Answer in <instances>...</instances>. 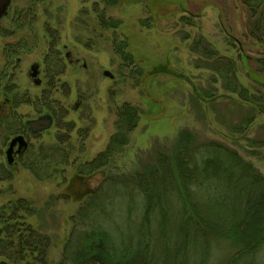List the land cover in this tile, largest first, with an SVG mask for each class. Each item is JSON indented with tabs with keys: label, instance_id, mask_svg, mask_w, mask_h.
Instances as JSON below:
<instances>
[{
	"label": "rangeland",
	"instance_id": "rangeland-1",
	"mask_svg": "<svg viewBox=\"0 0 264 264\" xmlns=\"http://www.w3.org/2000/svg\"><path fill=\"white\" fill-rule=\"evenodd\" d=\"M255 19L243 0H13L0 19V104L11 115L0 122V228L9 221L10 206L28 199L33 211L19 208V219L47 237V264H60L91 189L172 155L185 128L201 141L237 149L264 175V40L250 35ZM200 39L216 53L196 51ZM226 59L233 64L231 79L254 103L227 90L221 73ZM123 103L141 110L130 143L100 170L78 175L109 144ZM252 106L256 117L237 134L233 128ZM45 113L54 125L41 134L27 132L25 156L9 166L6 150L14 132ZM113 197L111 211L119 216L123 199ZM0 254V260L27 264Z\"/></svg>",
	"mask_w": 264,
	"mask_h": 264
},
{
	"label": "trees",
	"instance_id": "trees-1",
	"mask_svg": "<svg viewBox=\"0 0 264 264\" xmlns=\"http://www.w3.org/2000/svg\"><path fill=\"white\" fill-rule=\"evenodd\" d=\"M243 4L253 19L258 14V19L250 23V35L263 41L264 0H243ZM202 44L200 39L194 49L207 56L216 53ZM118 48L123 55L131 56L125 53L126 46L119 44ZM223 64L221 73L229 83L227 90L238 93L242 101L254 103L249 91L231 79V61L226 59ZM261 66L264 69V59ZM255 109L252 106L233 128L237 134L247 131L256 117ZM140 115L139 107L123 103L109 144L97 157L81 165L77 174L90 176L111 163L119 149L130 143ZM178 137L172 155L159 156L143 172L112 177L103 181L99 189H91L76 216L60 264H262L264 175L237 149L221 141H201L188 128ZM61 157L67 160L65 153ZM113 196L123 199L124 209L119 216L113 214ZM137 197L142 199L139 211L135 208ZM19 208L30 214L33 211L28 199L10 206L9 221L0 228L5 233L0 235V252L8 259H21L27 264H47L48 239L34 228L28 230L30 224L23 227L26 224L19 219ZM15 219L17 223H10ZM18 228L22 232L17 237ZM222 247L225 249L218 255Z\"/></svg>",
	"mask_w": 264,
	"mask_h": 264
},
{
	"label": "water",
	"instance_id": "water-1",
	"mask_svg": "<svg viewBox=\"0 0 264 264\" xmlns=\"http://www.w3.org/2000/svg\"><path fill=\"white\" fill-rule=\"evenodd\" d=\"M13 0H0V19L3 18L8 14V10L10 8V5ZM38 74V65H33L32 66V75L35 76ZM105 75H110L113 77V75L110 73L109 70L105 71ZM40 83V81H37ZM53 116L50 113H45L44 115H41L37 118L34 119H28L26 121L28 125V129L32 132H45L46 130L50 129L54 125L53 121ZM19 143L20 148L22 149L23 147L27 146L28 144L26 143V140L24 139L23 136H17L15 137L12 142L10 143V147L7 151V156H9V162L11 163L13 161L12 158V152L14 150V146ZM0 264H11L7 263L4 260H0Z\"/></svg>",
	"mask_w": 264,
	"mask_h": 264
},
{
	"label": "flooded vegetation",
	"instance_id": "flooded-vegetation-1",
	"mask_svg": "<svg viewBox=\"0 0 264 264\" xmlns=\"http://www.w3.org/2000/svg\"><path fill=\"white\" fill-rule=\"evenodd\" d=\"M38 74H39V72H38ZM38 74H37V75H38ZM31 75H32V72H31ZM35 76H36V75H35ZM34 79H35V78H34ZM37 81H38V80H37ZM3 111H4V109L1 107V104H0V122H1L2 120H5V118L11 117L10 114L6 115L5 113H2ZM40 116H41V115H40ZM38 117H39V116H38ZM34 118H37V117H34ZM34 118H33V119H34ZM27 120H28V119H27ZM27 120L24 121V126H23V129H22V132L18 133V130L14 132V136H13V138H12V139L9 141V143H8L9 146H8V148H7V150H6V156H7V151H8V149H9V147L11 146L10 143L12 142V140H13L15 137H17V136H23L24 139L26 140V143L28 144V139H27V136H26V133H27V132H28V133H31V134H33V135L43 133V132L40 133V132H32V131H30V130L28 129V125H27V123H26ZM28 146H29V144L21 149V148H20V144L17 143V144L14 146V150H13V152H12V155H13V156H12L13 161L10 163V162H9V156H7V164H8L9 166H11V167H13V166H15V165H19V163H20V159H23V157L25 156V152L27 151Z\"/></svg>",
	"mask_w": 264,
	"mask_h": 264
},
{
	"label": "bare ground",
	"instance_id": "bare-ground-1",
	"mask_svg": "<svg viewBox=\"0 0 264 264\" xmlns=\"http://www.w3.org/2000/svg\"><path fill=\"white\" fill-rule=\"evenodd\" d=\"M52 115V114H51ZM53 116V115H52ZM53 119H54V117H53ZM7 262V261H6ZM7 263H10V262H7ZM12 264V263H11Z\"/></svg>",
	"mask_w": 264,
	"mask_h": 264
}]
</instances>
